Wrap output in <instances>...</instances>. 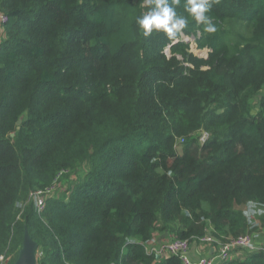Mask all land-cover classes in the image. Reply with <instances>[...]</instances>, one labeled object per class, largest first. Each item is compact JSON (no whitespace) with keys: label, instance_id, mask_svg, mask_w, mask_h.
<instances>
[{"label":"trees","instance_id":"1","mask_svg":"<svg viewBox=\"0 0 264 264\" xmlns=\"http://www.w3.org/2000/svg\"><path fill=\"white\" fill-rule=\"evenodd\" d=\"M145 11L0 0V264L24 229L37 264H182L146 243L210 235L216 249L254 232L248 204L264 228V0H214V33L189 18L171 39L142 35ZM238 252L216 264H264Z\"/></svg>","mask_w":264,"mask_h":264},{"label":"clouds","instance_id":"2","mask_svg":"<svg viewBox=\"0 0 264 264\" xmlns=\"http://www.w3.org/2000/svg\"><path fill=\"white\" fill-rule=\"evenodd\" d=\"M213 3L214 0H183V12L187 14L184 15L178 13L177 11L178 6L181 5V0H143V7L146 11L137 16L135 22L144 37L150 36L155 31L162 32L167 38L171 39L175 37L177 33L188 27L189 18L196 24L203 25L205 32L214 33L216 31V27L213 23L212 16L209 15ZM257 239L259 240L258 237ZM165 240L169 239L166 237L160 238L159 236V239L154 245H157L160 241L163 242ZM152 241L146 243L147 249L153 245L151 244ZM216 249L213 254L216 253ZM155 254L156 256L163 255L157 253Z\"/></svg>","mask_w":264,"mask_h":264},{"label":"built area","instance_id":"3","mask_svg":"<svg viewBox=\"0 0 264 264\" xmlns=\"http://www.w3.org/2000/svg\"><path fill=\"white\" fill-rule=\"evenodd\" d=\"M2 20H6V17L0 15ZM207 133L203 132L200 140L203 141L207 137ZM182 141V139H180ZM36 205L38 210H41L44 206L43 192L36 191ZM249 219V218H248ZM200 240H206L213 242L214 239L210 235H205ZM190 242L188 239L174 238L165 241H160L157 245H151L150 251L157 254H169L177 255L182 261V264H216L217 262L224 261L230 258V250L236 248H247L248 250H264V242L257 239L254 233L245 234L231 240L227 243H219L216 249V253L210 256H200L196 261H192L189 257ZM149 246V245H147Z\"/></svg>","mask_w":264,"mask_h":264},{"label":"rangeland","instance_id":"4","mask_svg":"<svg viewBox=\"0 0 264 264\" xmlns=\"http://www.w3.org/2000/svg\"><path fill=\"white\" fill-rule=\"evenodd\" d=\"M180 39L183 40L184 42H188V46L190 51L193 52V54L199 56V57H204L207 55V51L206 50H199L195 47L194 42H193V37L191 36H185L184 34H181ZM50 193H52L53 195H62L63 193V189L62 186L58 187L56 186L55 189L50 190ZM243 211L246 213L247 217L249 218V221L253 224L256 225L255 229H254V234L259 237L261 235L262 230H264L263 226H261L259 224L258 218L262 212V208L260 206H257L255 204H248L246 206L243 207ZM252 225V226H253ZM162 235H165L164 233ZM160 236V235H159ZM158 235H156V237L154 238V240L151 242V244H155L157 242V239L159 237ZM264 237V236H263ZM211 238L213 239V237L211 236ZM202 245V244H213L212 242L206 241V240H202L200 241V243H196V242H190V250H191V246H197V245ZM215 247V245H212ZM189 250V253H190ZM239 249H231L230 250V257H234V256H242V252H238ZM237 252V253H236ZM212 255V254H210ZM208 255V256H210ZM197 260V259H196Z\"/></svg>","mask_w":264,"mask_h":264},{"label":"water","instance_id":"5","mask_svg":"<svg viewBox=\"0 0 264 264\" xmlns=\"http://www.w3.org/2000/svg\"><path fill=\"white\" fill-rule=\"evenodd\" d=\"M20 119L17 124H20ZM14 134L11 133L12 137ZM159 255H157V258ZM12 264H37V243L31 239L26 229L23 232L21 247L17 252L16 259Z\"/></svg>","mask_w":264,"mask_h":264},{"label":"crops","instance_id":"6","mask_svg":"<svg viewBox=\"0 0 264 264\" xmlns=\"http://www.w3.org/2000/svg\"><path fill=\"white\" fill-rule=\"evenodd\" d=\"M161 234H160V238H162ZM263 236H264V230H262L261 235L258 237L259 240L264 241ZM214 252H215V247L212 246V244H202V245L200 244L197 246H191L189 257L192 259V261H196V259L199 258L200 256H208L210 254H213Z\"/></svg>","mask_w":264,"mask_h":264},{"label":"bare ground","instance_id":"7","mask_svg":"<svg viewBox=\"0 0 264 264\" xmlns=\"http://www.w3.org/2000/svg\"><path fill=\"white\" fill-rule=\"evenodd\" d=\"M173 255H175V254H173Z\"/></svg>","mask_w":264,"mask_h":264}]
</instances>
